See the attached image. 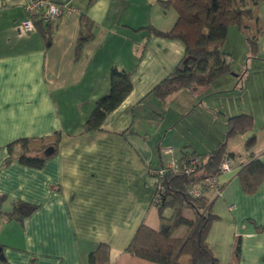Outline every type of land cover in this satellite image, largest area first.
Masks as SVG:
<instances>
[{
	"label": "crops",
	"instance_id": "0c3cea01",
	"mask_svg": "<svg viewBox=\"0 0 264 264\" xmlns=\"http://www.w3.org/2000/svg\"><path fill=\"white\" fill-rule=\"evenodd\" d=\"M26 1L0 0V264H88L100 243L109 247L107 264H158L125 252L141 223L153 228L159 223L150 170L168 160L164 148L173 146L175 159L183 149L209 154L224 142L229 116L254 118V109L242 104L223 111L215 95L238 85L243 75L160 99L151 91L183 57L184 45L150 28L170 29L177 17L173 7H164L163 0H53L73 9L50 24L36 22L34 29L24 30ZM82 14L94 22V36L75 58ZM48 25L49 39L42 32ZM112 66L131 72L132 88L100 129L84 131L95 100L109 90ZM164 102L172 109L155 110ZM199 104L206 112L220 109L226 130L203 135L183 127L180 136L168 137L173 123L190 114L192 126L204 125L198 114L192 116ZM256 129L253 125L240 134L241 147L227 140L228 152L240 154L238 164L218 177L219 194L207 192L218 216L207 241L218 264H228L236 237L238 264H264V181L246 193L238 177L249 153L264 162V127ZM54 133L57 148L40 167L20 163L14 141L50 140ZM251 135L255 143L246 152L244 142ZM16 201L36 209L20 220L9 217Z\"/></svg>",
	"mask_w": 264,
	"mask_h": 264
},
{
	"label": "trees",
	"instance_id": "16d2710c",
	"mask_svg": "<svg viewBox=\"0 0 264 264\" xmlns=\"http://www.w3.org/2000/svg\"><path fill=\"white\" fill-rule=\"evenodd\" d=\"M262 3L264 0H163L164 7L171 6L175 9L176 20L166 31L154 27L150 30L161 37L181 40L184 55L173 70L156 84L151 93L165 99L178 89L206 86L224 73L230 72L231 59L229 54L222 50L229 25L235 24L242 31L247 30L252 24L259 34L261 21L259 5ZM33 21L34 24L41 23L36 18ZM94 26L89 17L81 15L75 58L79 57L84 45L93 38ZM42 32L44 37L49 39L52 34L50 25L43 28ZM251 43L252 47H255L256 42L251 40ZM130 75V71L118 69L116 66L111 67L108 77L109 90L95 100L90 115L83 123L84 131L100 129L104 117L130 92L132 88ZM227 125L228 131L224 142L211 153L200 155L183 149L180 158L177 159V170L166 169L158 178L154 183L155 186L161 187L156 192L158 200L155 202L158 226L153 228L141 223L126 246L125 252L158 264H181L180 258L184 255L187 257L185 264H218L219 258L207 241L211 225L218 216L211 210L212 203L207 196L208 188L202 185V181L205 177L220 175V163L224 154L234 158L240 156L228 152L227 140L236 134L250 131L254 119L248 113H241L229 116ZM56 134L54 133L55 136L50 140L46 138L35 141L21 138L14 141L13 143L18 144L20 148L18 154L20 163L40 167L57 148ZM254 143L255 135L245 140L246 152L250 151ZM49 146L53 150L46 154L45 150ZM249 154L247 156L251 158L242 164L238 171L242 189L246 193H252L264 181V162ZM193 159L198 163H193ZM162 166L164 164L160 167ZM186 169L191 171L186 172ZM197 186L201 188V193L194 195L190 190ZM35 209L34 204L16 201L9 217L20 220ZM185 211L191 212L192 216L186 215ZM181 227H184L185 231L177 234ZM240 244V237H236L228 264H238ZM109 259L108 245L100 243L89 253L88 264H107Z\"/></svg>",
	"mask_w": 264,
	"mask_h": 264
},
{
	"label": "rangeland",
	"instance_id": "374dc122",
	"mask_svg": "<svg viewBox=\"0 0 264 264\" xmlns=\"http://www.w3.org/2000/svg\"><path fill=\"white\" fill-rule=\"evenodd\" d=\"M259 15L261 18V21H259V34L256 32V27L252 24L247 30H242L245 33L240 31L235 24L229 25L227 38L222 50L225 53L229 54V57L231 59V70L230 72L224 73L221 78H224V80L226 78L225 81H230L232 75L238 74L236 78L242 77V75L243 77L240 78L241 81L238 85L234 84L228 90L225 89L219 94H215L219 96L217 97V102L221 106V109L223 111H226L227 109L231 111L232 106H238L241 104L244 106V108L254 109L255 116L253 119L255 123L254 128H257L256 130H258V128L260 129V127H264V3L259 5ZM255 35L257 38L254 37ZM251 40L256 42L255 47H252L253 43H251ZM216 80H218V78L210 84H215L214 82H216ZM208 98H211L209 102L213 104V95L209 96ZM168 104L169 103L164 102L161 105L162 107H160V105L158 104L159 106H157L158 108H155V110L159 109L161 113H164V109L166 107L171 109L173 107V104L169 106ZM204 108L205 106L203 104L197 105L198 110L196 109V111H194L192 115L195 116L196 114H198V119H202L201 122L204 125L195 127L192 126V124L190 123H192V121L194 120L190 114L188 118L179 125L177 123H173V130L170 133L168 132L167 136L169 137V134L174 135L175 137L180 136L182 132H179V128L183 129V127H187L192 133L195 132L197 134L203 135L209 134L210 130H212L211 132L213 134L220 132V130L222 129L223 131H225L227 127L226 116L223 117L221 110L211 109L209 110L210 112H206ZM70 110L75 116H77L76 108L73 107L70 108ZM201 122L198 123L201 124ZM230 139L231 140H229V142L234 140L236 144H233L239 145V147H241L242 136L240 134H236ZM170 147L172 148L173 146ZM172 150V155H174V149L172 148ZM156 191L157 188L155 186L154 197H156ZM154 197L152 203L156 206V198ZM185 214L188 215L186 211ZM186 259L187 257L185 255L182 256L180 258L181 264H184Z\"/></svg>",
	"mask_w": 264,
	"mask_h": 264
},
{
	"label": "built area",
	"instance_id": "2783aa9c",
	"mask_svg": "<svg viewBox=\"0 0 264 264\" xmlns=\"http://www.w3.org/2000/svg\"><path fill=\"white\" fill-rule=\"evenodd\" d=\"M72 9L73 8L68 3H57L53 0H27L25 3V11L27 13V17L21 22V27L24 30H32L35 28L33 21L34 18L40 20L43 23H49L54 21L63 12L68 13L71 12ZM164 151L165 153L169 154V158L164 164V166L150 170V175L153 176L155 182H157L158 178L164 173L166 169L177 170L178 168V161L172 156V148L166 147L164 148ZM192 162L198 163V161L195 159H193ZM237 164V159L228 154H224L220 163L219 173L222 174L224 172H228L235 168ZM189 171L191 170L186 169V172ZM219 176L220 175L213 177H205L202 181V185L207 187L208 190H216V192L219 194L221 191V184L218 182ZM156 188L157 191L161 189L159 185H156ZM190 192L194 195H199L201 193V188L199 186L191 188ZM154 198L158 200L157 195Z\"/></svg>",
	"mask_w": 264,
	"mask_h": 264
},
{
	"label": "water",
	"instance_id": "95a60500",
	"mask_svg": "<svg viewBox=\"0 0 264 264\" xmlns=\"http://www.w3.org/2000/svg\"><path fill=\"white\" fill-rule=\"evenodd\" d=\"M52 150H53V148L51 146H49V147L46 148L45 153L49 154V153L52 152Z\"/></svg>",
	"mask_w": 264,
	"mask_h": 264
}]
</instances>
